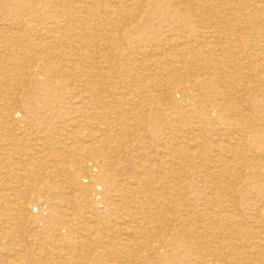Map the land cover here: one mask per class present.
Masks as SVG:
<instances>
[{
  "label": "bare ground",
  "instance_id": "1",
  "mask_svg": "<svg viewBox=\"0 0 264 264\" xmlns=\"http://www.w3.org/2000/svg\"><path fill=\"white\" fill-rule=\"evenodd\" d=\"M0 264H264V0H0Z\"/></svg>",
  "mask_w": 264,
  "mask_h": 264
},
{
  "label": "rangeland",
  "instance_id": "2",
  "mask_svg": "<svg viewBox=\"0 0 264 264\" xmlns=\"http://www.w3.org/2000/svg\"><path fill=\"white\" fill-rule=\"evenodd\" d=\"M175 100L176 101H179V97H178V95L177 96H175ZM182 106H185V104H182ZM181 126H183L184 127V125H185V123L184 122H182L181 121V124H180ZM224 139H225V137H223ZM36 209H34V211H35ZM83 228V227H82ZM30 249L32 248V247H29ZM45 249V248H44ZM49 250V249H48ZM52 261V260H51Z\"/></svg>",
  "mask_w": 264,
  "mask_h": 264
}]
</instances>
